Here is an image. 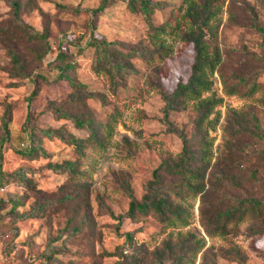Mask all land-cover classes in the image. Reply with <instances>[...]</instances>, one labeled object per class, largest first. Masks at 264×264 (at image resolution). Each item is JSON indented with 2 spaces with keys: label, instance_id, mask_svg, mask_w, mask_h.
<instances>
[{
  "label": "rangeland",
  "instance_id": "374dc122",
  "mask_svg": "<svg viewBox=\"0 0 264 264\" xmlns=\"http://www.w3.org/2000/svg\"><path fill=\"white\" fill-rule=\"evenodd\" d=\"M157 1L161 4L153 8L150 20L154 25L164 23V30L157 31L153 43L144 13L126 0H109L96 11L100 0H20L18 16L33 30H46V43L23 33L8 1L0 0V121L5 111L10 114L1 168L5 174L21 170L28 185L8 178L11 181L0 188L5 199L0 207V264H115L120 251L127 254L125 263L134 257L149 264L166 240L174 251H192L194 236L204 237L205 243L187 264H241L237 254L246 264H264V212L213 236L200 222L201 205L207 209L215 202L230 204L228 194L264 197V137L258 135L254 119L264 130V0H223L212 18L211 30L216 33L205 37L219 46L221 60L214 69L204 66L210 87L201 97L216 103L200 126L196 119L201 110L195 99L164 114L158 87L171 91L179 79L188 77L194 49L182 36L188 24L183 15L187 3ZM93 31L117 41L116 48L124 52L139 49L121 55L128 69L113 82L93 69L94 51L88 41ZM60 43L73 63L67 72L78 85L62 78L55 67ZM10 49L20 55L27 75L15 68ZM35 73L45 79L40 78L37 94L29 99ZM53 106L80 117L105 120L111 113L113 118L105 148L89 150L81 166L85 170L81 192H77L80 183L67 182L66 172L48 166L51 161L74 158L73 146L66 140L42 136L45 153L30 157L18 152L29 115V124L63 126L75 135L86 134L70 118L58 117ZM173 129L184 131L193 144L199 138L212 140L206 196L186 199V225L163 228L152 214L119 220L114 215L126 210L127 190L141 197L153 169L181 149V138ZM64 191L75 196L33 217H17L7 200L16 194L19 212ZM125 232L131 241L123 248L129 242ZM45 252L53 253L51 259L46 260Z\"/></svg>",
  "mask_w": 264,
  "mask_h": 264
},
{
  "label": "trees",
  "instance_id": "16d2710c",
  "mask_svg": "<svg viewBox=\"0 0 264 264\" xmlns=\"http://www.w3.org/2000/svg\"><path fill=\"white\" fill-rule=\"evenodd\" d=\"M16 25L20 30L29 37H37L47 43V31L33 30L30 25L24 23L18 16L20 9V0H7ZM109 0H100V3L93 10H101L107 5ZM132 7L140 9L146 18L149 26V37L155 43L157 31L164 30V23L154 25L150 20V14L154 7L160 6L157 0H126ZM187 5L183 13L188 21L186 29L182 36L187 41L191 42L194 49V58L191 63V71L186 79H179L175 87L171 91H167L162 87H158L161 97L164 101V114L167 115L171 109L177 108L180 104L188 99H195L198 102V107L201 110L199 118L196 119V124L201 125L202 120L208 116L213 109L216 100L210 97H201L204 90L209 89L210 81L207 79L204 71L205 65H210L211 69L221 60L219 46L209 40L211 35L216 31L211 30V20L218 12L223 0H184ZM32 29V30H29ZM213 32V33H211ZM91 35L88 40L94 51L93 69L97 74L105 75L111 82L120 77L127 69V61L121 55H132L139 52V49L133 47L128 52H124L116 48L117 41L107 39L103 35ZM208 34L209 38L205 35ZM58 51L55 55L57 62L55 67L60 76L66 79L71 85L80 84L67 70L73 68V63L70 58H67V49L63 43L58 46ZM114 47V48H111ZM212 54V57L208 54ZM11 60L15 64V68L20 69L23 75L28 73L25 71V65L21 60L20 55L10 49ZM34 83L30 91L29 99L33 98L39 90L40 78L45 77L39 73L31 76ZM253 88H251L252 90ZM54 113L59 116L70 118L73 123L86 130L85 135H75L72 131L63 126L51 127L29 124L30 115L27 121L23 124L25 132V141L21 142L22 146L18 148V152L25 156H38L39 153H45L41 145V137L57 136L66 140L73 146L75 151L74 158L64 159L62 161H51L48 166L57 172H66V181L71 183H80L77 192H81L83 177L85 170L81 167L84 160L89 154V150L104 149L108 136L111 133L112 123L111 117L105 120L96 119L93 116L80 117L75 113L61 109L58 106L51 108ZM114 116V114H113ZM255 119L257 133L260 137H264V130L260 128L259 122ZM9 122L10 114L5 111L0 121V188L11 181L18 182L21 185L28 186L26 183V175L21 170H14L10 174H5L1 168V145L5 139L9 137ZM177 130V129H173ZM178 136L181 138V149L175 156L162 160L152 171V177L147 180L144 185V193L137 198L131 190H127L129 201L125 211L114 215L113 211L108 209L111 215L116 216L119 220L127 217L132 220L139 219L147 214H152L161 223V227H176L178 225H186L189 222V210L186 207V199L195 197L198 194L205 195V174L214 152L212 151L211 138L198 139L196 144H193L191 137H188L184 131L177 130ZM221 174L218 172V175ZM217 175V172L215 173ZM169 179L166 180V177ZM10 178V179H8ZM75 196L74 192L64 191L57 198L39 200L33 203L28 209L17 211L15 209L17 195L11 193L7 198L10 203V209L15 210V215L19 218L33 217L44 211L46 207L51 208L56 204L70 201ZM232 202L223 205V202H215L210 208L203 209L200 207V222L208 236L216 234H225L227 226L236 224L246 219H251L255 215H260L264 212V197L256 196H239L228 194ZM1 201H5L0 197ZM126 240L122 247L126 248L130 244L131 236L129 232L124 233ZM196 248L192 251L178 252L173 250V245L170 240H166L163 247L155 249L153 260L149 264H160L166 260L171 264H187L191 262V256L196 254L205 243L204 237H195ZM118 252V251H116ZM53 253L45 252L46 260L51 259ZM121 259H118L115 264H141L137 260L131 258L128 262H124L123 258L127 254L119 252ZM236 258L241 264H246L244 258L237 254Z\"/></svg>",
  "mask_w": 264,
  "mask_h": 264
}]
</instances>
